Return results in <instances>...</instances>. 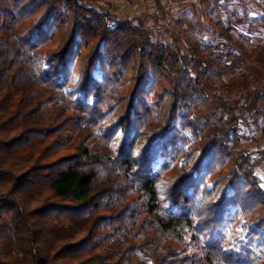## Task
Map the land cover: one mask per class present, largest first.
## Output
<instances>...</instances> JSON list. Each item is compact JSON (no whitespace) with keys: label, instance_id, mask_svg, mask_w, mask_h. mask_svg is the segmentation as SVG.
Wrapping results in <instances>:
<instances>
[{"label":"trees","instance_id":"obj_1","mask_svg":"<svg viewBox=\"0 0 264 264\" xmlns=\"http://www.w3.org/2000/svg\"><path fill=\"white\" fill-rule=\"evenodd\" d=\"M231 48L184 51L86 0H0V264H264V149L243 148L264 78Z\"/></svg>","mask_w":264,"mask_h":264},{"label":"rangeland","instance_id":"obj_2","mask_svg":"<svg viewBox=\"0 0 264 264\" xmlns=\"http://www.w3.org/2000/svg\"><path fill=\"white\" fill-rule=\"evenodd\" d=\"M86 2L91 11L110 12L118 19L143 20L155 40L166 45L179 43L184 51H187L190 45L199 42L204 46L219 47L227 54L230 51V44L234 53L241 54L246 59L242 69L257 71L264 78V31L256 33L249 31L254 19H264V0H86ZM219 22L232 28L233 39L230 42L218 36ZM59 43V40L55 41L52 48L56 49ZM90 52L91 46L76 60L74 81L79 79L83 59ZM245 52L249 56H246ZM132 76L130 70L126 77L131 79ZM225 81L222 95L236 97L238 92L229 88L227 76ZM130 86L129 82L127 88ZM116 117L118 114L114 115L110 122ZM248 123L249 127L243 128L246 136L243 148L251 153L264 149V134L260 129L264 126V119L259 120L257 125L252 120ZM258 175L264 186V163L259 167Z\"/></svg>","mask_w":264,"mask_h":264}]
</instances>
